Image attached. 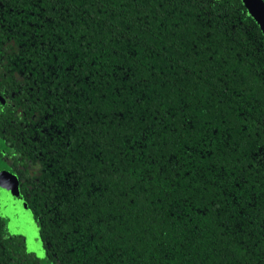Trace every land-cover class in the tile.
<instances>
[{"label":"trees","instance_id":"obj_1","mask_svg":"<svg viewBox=\"0 0 264 264\" xmlns=\"http://www.w3.org/2000/svg\"><path fill=\"white\" fill-rule=\"evenodd\" d=\"M0 166L40 244L0 216V264H264L258 23L241 0H0Z\"/></svg>","mask_w":264,"mask_h":264},{"label":"rangeland","instance_id":"obj_2","mask_svg":"<svg viewBox=\"0 0 264 264\" xmlns=\"http://www.w3.org/2000/svg\"><path fill=\"white\" fill-rule=\"evenodd\" d=\"M2 167L0 166V170ZM2 172L3 182L0 185L1 195L0 202L3 203L4 210L8 213L3 215L4 218L10 221L7 222L8 229L11 232H19L24 236L26 246L30 251L40 253V244L35 225L31 216L19 205L17 201V189L14 179Z\"/></svg>","mask_w":264,"mask_h":264},{"label":"water","instance_id":"obj_3","mask_svg":"<svg viewBox=\"0 0 264 264\" xmlns=\"http://www.w3.org/2000/svg\"><path fill=\"white\" fill-rule=\"evenodd\" d=\"M248 12L258 23L264 36V3L261 0H241Z\"/></svg>","mask_w":264,"mask_h":264},{"label":"snow or ice","instance_id":"obj_4","mask_svg":"<svg viewBox=\"0 0 264 264\" xmlns=\"http://www.w3.org/2000/svg\"><path fill=\"white\" fill-rule=\"evenodd\" d=\"M6 214H8V213L4 210L3 203L0 202V216L6 215Z\"/></svg>","mask_w":264,"mask_h":264}]
</instances>
